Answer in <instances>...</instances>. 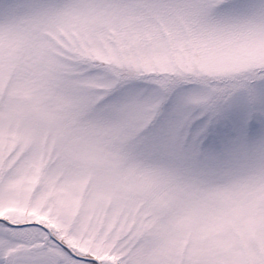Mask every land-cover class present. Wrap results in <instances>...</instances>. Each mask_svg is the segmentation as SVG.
I'll return each mask as SVG.
<instances>
[{"label": "snow or ice", "instance_id": "snow-or-ice-1", "mask_svg": "<svg viewBox=\"0 0 264 264\" xmlns=\"http://www.w3.org/2000/svg\"><path fill=\"white\" fill-rule=\"evenodd\" d=\"M0 264H264V0H0Z\"/></svg>", "mask_w": 264, "mask_h": 264}]
</instances>
